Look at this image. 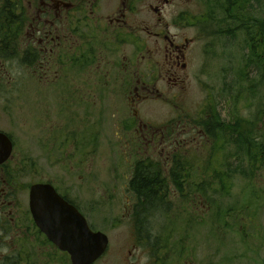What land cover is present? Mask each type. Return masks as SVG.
<instances>
[{
    "label": "flooded vegetation",
    "instance_id": "1",
    "mask_svg": "<svg viewBox=\"0 0 264 264\" xmlns=\"http://www.w3.org/2000/svg\"><path fill=\"white\" fill-rule=\"evenodd\" d=\"M188 2L0 0V61L19 63L41 88L36 92L47 91L51 98L60 99L58 105L53 106V110L59 108L56 112L59 117L55 118L60 125L53 128L52 145L62 146L63 150L69 137L77 142L91 126V142L82 144L85 148L90 144L92 155L95 145L146 148L153 154L160 153L158 160L166 176L179 158V150L190 146L196 135L212 144L211 151L221 154L222 162L225 161L223 151H227V144L231 145L234 150L231 156L235 159L233 155L237 150L229 141L231 131L226 128L236 127L241 136L244 134L242 119L237 114L231 122H223L222 129L211 123L209 110L217 112L212 107L196 115L193 124L181 123L180 118L191 119L183 115V109L176 102L187 88L193 61L204 55V48L199 44L210 35L208 30L212 24L215 34L223 37L226 44L230 43L225 48H236L241 57L243 49L248 51L251 57L247 64H254L253 59L260 60L257 53L260 28L250 18H243L249 13L243 10L242 0H195L193 5L199 6L200 12H178L171 23L180 32L186 26L195 30L194 33L189 38L181 33L172 35L165 10L174 3L185 5ZM244 22L248 24L245 27ZM243 32L247 39L240 46L239 36ZM16 86L19 93L20 86ZM67 97H79L75 105H83L84 113L91 114V119L86 118L78 129L71 126L72 118L68 119ZM163 101L171 109L166 119L146 106ZM67 119L69 122L63 124ZM205 121L208 125L200 127ZM67 124L71 126L70 132ZM109 126L114 130L112 138L103 134ZM0 133L11 143L5 160L2 159L6 149L0 143V264H73L69 252L64 250L68 227L59 221L63 212L45 210L43 227L34 218L31 192L36 186L45 190L49 189L44 186L51 187L61 200L60 204L65 202L72 206L85 219L92 233L106 236L105 250L89 264H188L181 259L184 256L176 241L169 260L164 262L162 236L149 224V219L139 218L142 202L129 190L119 204H122L120 217L102 219L109 231L124 227L125 233L114 239L106 230L95 228L96 207L100 206L96 204L95 207V190L93 201L83 204L82 187L65 185L64 175L53 179L49 171L38 167L35 159L18 152L16 139L9 133ZM81 150V155L87 157L89 148ZM236 156L242 158L241 152ZM61 168L65 173V166ZM52 216L58 220L54 221ZM69 229L78 232L75 225ZM88 246L95 250V240L88 242Z\"/></svg>",
    "mask_w": 264,
    "mask_h": 264
},
{
    "label": "rangeland",
    "instance_id": "2",
    "mask_svg": "<svg viewBox=\"0 0 264 264\" xmlns=\"http://www.w3.org/2000/svg\"><path fill=\"white\" fill-rule=\"evenodd\" d=\"M193 1L168 6L164 15L169 25L178 12H200ZM245 11L251 19H260L264 23V0L248 1ZM262 29H259L260 33L262 31V41L257 53L264 56ZM215 30L212 24L208 30L210 35H206L199 44L200 48H204V55L193 61L187 88L176 102L183 109V115L191 119L180 118V121L193 124L196 115L206 108H216L224 123L231 122L237 114L243 123L241 131L254 132L256 142L264 143V57L261 62L253 59L256 66L244 68L248 57H251L248 51L243 49L241 57L236 48H225L230 43L226 44L223 37L215 34ZM194 31L185 26L180 32L170 26L172 35L181 33L189 38ZM246 39L245 32L240 34V46ZM209 51L212 53L209 54ZM30 75L17 62L0 61V131L16 139L18 152L35 159L38 167L49 171L53 179L58 180L60 175H64L65 185L82 187L84 190L80 197L83 204L93 201L92 192L95 190V207L96 204L100 205L96 207L95 228L104 229L114 239H119L125 233L124 227L109 231L102 219L120 217L122 204H119L128 193L136 163L146 160L162 166L158 160L160 153L153 154L142 147L138 150L135 146L95 145V154L92 155L89 144L86 145L89 148L87 157L85 154L82 156L81 148L86 149L82 143L91 142V126L84 130L83 136H79L78 131L77 142L69 137L63 150L62 146L52 145L53 128L60 125L59 119L55 118L59 117L56 114L59 108L53 110V106H57L60 99L51 98L47 91L36 92L41 88ZM16 85L20 86L19 93ZM78 99L67 97V116L68 119L72 118L71 126L77 129L84 125L86 118L91 119V114L84 113L83 105H75ZM146 106L160 113L164 119L171 110L166 101L148 103ZM68 119L63 124L68 123ZM71 126L67 124L69 132ZM109 128L103 134L112 138L114 130L111 126ZM212 147L206 138L201 139L196 135L190 146L179 150V159L184 161L187 170L182 180L185 182L184 192L167 195V206L163 208L161 204L159 211L147 215L149 224L157 228V233L162 236L164 262L169 260L176 241L184 256L181 259L188 264H264V154L257 164L252 165L244 160L240 172H231L239 161L232 158L234 150L227 144V151L222 154L225 156L223 164L229 171L223 172L218 168L221 174L218 173L220 177L216 179L213 172L203 169L213 153L212 161H221V154L212 152ZM217 163L213 162L211 166L216 168ZM61 165L65 166V173ZM197 185H201L198 193L195 189ZM174 189L169 187L171 193ZM112 204L113 209H110Z\"/></svg>",
    "mask_w": 264,
    "mask_h": 264
},
{
    "label": "trees",
    "instance_id": "3",
    "mask_svg": "<svg viewBox=\"0 0 264 264\" xmlns=\"http://www.w3.org/2000/svg\"><path fill=\"white\" fill-rule=\"evenodd\" d=\"M250 0H242V6L243 10L245 11V7L247 6V2ZM259 2V0H253ZM245 20L248 17L246 14H244L243 17ZM251 19V18H250ZM253 20V19H251ZM254 24H257L256 26H259L261 30L264 28V23H261V20H253ZM245 22L243 23V26H247ZM262 34V31H261ZM260 39L258 40L257 48L260 50L261 46V35ZM263 55L260 54V62L261 59H263ZM256 64H247L244 66V68L250 67V66H256ZM258 67V66H257ZM211 117V123L214 122L218 124L219 129L224 128V123L220 119L219 114L215 110H209V113ZM238 122V121H237ZM208 125V122H201L200 127H206ZM227 130H230V135L228 136L229 141L231 144H233L236 147L237 152L234 153L235 160L239 161V165L237 164L235 169H231L230 171H241L242 162L246 160L250 164H257L259 162L258 160L261 159V155L264 154V143L262 142H256L255 135L251 132H245L242 136L237 132L236 127H228ZM241 152L242 158L237 159L238 153ZM218 160L212 161L211 163L208 161V164L206 163V166H203L204 171H211L214 173V178L219 179V174L215 172L220 169H227L225 164H223L222 161L217 163ZM213 162H216L218 164V167L213 168L211 164ZM187 165H189L188 162H186ZM191 165V164H190ZM210 165V166H209ZM228 166V165H227ZM186 171V165L184 164V161L181 159H177L174 163V166L170 169V174L168 176L163 174L162 166L158 163H152L146 160L140 161L136 163L132 177L129 181V191L137 198L139 202H142L141 206L142 208L138 209V216L140 219H146L147 215L155 210L161 209L162 207L165 208L168 204V196L171 194L172 196L175 195V193H183V187H184V181L185 175L182 173ZM222 177V176H221ZM184 182V183H183ZM172 186L174 189L173 193L169 191V187ZM197 190L196 193L200 192L201 185H197L195 187ZM167 197V198H166ZM158 210V211H159ZM146 215V216H145Z\"/></svg>",
    "mask_w": 264,
    "mask_h": 264
},
{
    "label": "water",
    "instance_id": "4",
    "mask_svg": "<svg viewBox=\"0 0 264 264\" xmlns=\"http://www.w3.org/2000/svg\"><path fill=\"white\" fill-rule=\"evenodd\" d=\"M0 143L4 144L6 149L5 157L2 159L5 160L11 150V143L8 137L3 133H0ZM40 187L42 186H36L31 192V208L37 223L41 227L44 226L45 215L43 212L45 210H61L63 212V217H59V221L68 227V239L64 241V250L69 252L72 263L89 264L94 259L96 260L105 250L107 244L106 236L99 232H95V234L92 233L89 230L85 219L78 214L72 206L65 202L60 204L61 200L51 187L44 186L46 188L48 187L49 190ZM50 195H52V198H49ZM52 217L54 221L58 220V217ZM71 225L78 227V235L69 229ZM92 240H95V250L88 246V242Z\"/></svg>",
    "mask_w": 264,
    "mask_h": 264
}]
</instances>
